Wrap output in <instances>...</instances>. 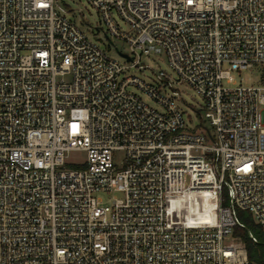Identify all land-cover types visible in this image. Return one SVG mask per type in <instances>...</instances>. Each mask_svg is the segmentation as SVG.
Listing matches in <instances>:
<instances>
[{
	"label": "built area",
	"instance_id": "built-area-1",
	"mask_svg": "<svg viewBox=\"0 0 264 264\" xmlns=\"http://www.w3.org/2000/svg\"><path fill=\"white\" fill-rule=\"evenodd\" d=\"M88 1L132 66L165 53L200 125L165 71L122 76L60 0H0V264H264L236 234L258 242L241 210L264 232V0ZM256 64L262 85H238ZM202 202L213 222L177 220Z\"/></svg>",
	"mask_w": 264,
	"mask_h": 264
},
{
	"label": "rangeland",
	"instance_id": "rangeland-1",
	"mask_svg": "<svg viewBox=\"0 0 264 264\" xmlns=\"http://www.w3.org/2000/svg\"><path fill=\"white\" fill-rule=\"evenodd\" d=\"M60 4L66 10L68 18L74 20L109 56L120 60L126 66L122 76H134L151 83L155 79L153 77L154 73L165 71L174 81V89L181 94V97L177 98L176 102L182 109L185 118H190L188 122L192 126L200 125L201 114L203 112V99L192 86L187 83L178 82L177 76L173 73L165 53L141 54L140 63L145 68L142 69L137 66H132L131 59L136 60L137 56L130 50L129 45L124 40L113 36L109 39L106 37L105 31H107V26L99 12L88 0H60ZM113 18L122 31H130L128 24L116 12L113 13ZM120 52L129 55L131 59L121 56ZM233 76L238 85L261 86L263 83V68L261 65L256 64L247 70L233 72ZM127 90L140 96L149 105L158 108L155 101L137 86L128 85ZM167 93L170 94L171 91L168 90ZM122 156V152L116 153V160L122 159ZM85 157L84 153L74 152L72 153L71 159L81 161ZM100 196L105 202H108L113 196L119 197L120 193H103ZM205 205L206 203L202 202L200 207L193 213L178 215L179 219L177 220L183 223L194 224L213 222L215 220V211H209Z\"/></svg>",
	"mask_w": 264,
	"mask_h": 264
},
{
	"label": "trees",
	"instance_id": "trees-1",
	"mask_svg": "<svg viewBox=\"0 0 264 264\" xmlns=\"http://www.w3.org/2000/svg\"><path fill=\"white\" fill-rule=\"evenodd\" d=\"M239 215L246 223L248 228L251 229L258 237V242H253L248 236L246 230L237 229L236 234H239L242 237L248 252L249 259L261 263L263 261L264 255V232L259 225L254 223L253 218L249 213L241 210L239 211Z\"/></svg>",
	"mask_w": 264,
	"mask_h": 264
},
{
	"label": "water",
	"instance_id": "water-1",
	"mask_svg": "<svg viewBox=\"0 0 264 264\" xmlns=\"http://www.w3.org/2000/svg\"><path fill=\"white\" fill-rule=\"evenodd\" d=\"M123 55L127 57V55H125V54H123Z\"/></svg>",
	"mask_w": 264,
	"mask_h": 264
}]
</instances>
